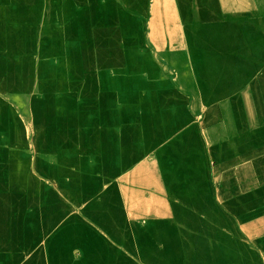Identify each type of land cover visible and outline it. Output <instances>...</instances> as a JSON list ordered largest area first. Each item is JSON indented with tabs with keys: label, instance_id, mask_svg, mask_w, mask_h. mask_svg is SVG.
<instances>
[{
	"label": "rangeland",
	"instance_id": "1",
	"mask_svg": "<svg viewBox=\"0 0 264 264\" xmlns=\"http://www.w3.org/2000/svg\"><path fill=\"white\" fill-rule=\"evenodd\" d=\"M131 6L138 48L151 50L145 78L155 95L167 85L169 100L155 102L153 120L122 123L140 144L125 170L79 173L93 187L63 189L62 212L18 222L19 249L7 254L17 264H264V0Z\"/></svg>",
	"mask_w": 264,
	"mask_h": 264
},
{
	"label": "crops",
	"instance_id": "2",
	"mask_svg": "<svg viewBox=\"0 0 264 264\" xmlns=\"http://www.w3.org/2000/svg\"><path fill=\"white\" fill-rule=\"evenodd\" d=\"M132 1L0 0V264L20 258L7 254L18 222L62 212L63 189L93 187L80 174L125 170L140 144L122 123L153 120L169 100L145 78Z\"/></svg>",
	"mask_w": 264,
	"mask_h": 264
}]
</instances>
